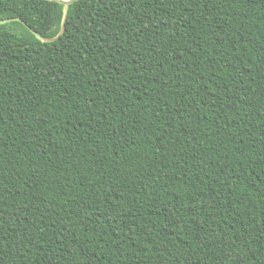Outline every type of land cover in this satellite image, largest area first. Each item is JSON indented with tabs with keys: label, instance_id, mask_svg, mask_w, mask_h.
Here are the masks:
<instances>
[{
	"label": "trees",
	"instance_id": "16d2710c",
	"mask_svg": "<svg viewBox=\"0 0 264 264\" xmlns=\"http://www.w3.org/2000/svg\"><path fill=\"white\" fill-rule=\"evenodd\" d=\"M0 264H264V0H0Z\"/></svg>",
	"mask_w": 264,
	"mask_h": 264
},
{
	"label": "water",
	"instance_id": "95a60500",
	"mask_svg": "<svg viewBox=\"0 0 264 264\" xmlns=\"http://www.w3.org/2000/svg\"><path fill=\"white\" fill-rule=\"evenodd\" d=\"M49 1H52V2H56V3H59L65 7H68L70 5H72L73 3L79 1V0H70V3L69 2H66V0H49ZM65 21L66 19L64 18L63 19V22H62V25H61V29H60V32L59 34L57 35V37L51 39L50 41H54L56 39H58L63 33H64V30H65Z\"/></svg>",
	"mask_w": 264,
	"mask_h": 264
},
{
	"label": "snow or ice",
	"instance_id": "6c2138e0",
	"mask_svg": "<svg viewBox=\"0 0 264 264\" xmlns=\"http://www.w3.org/2000/svg\"><path fill=\"white\" fill-rule=\"evenodd\" d=\"M66 2H69L70 3V0H66Z\"/></svg>",
	"mask_w": 264,
	"mask_h": 264
}]
</instances>
